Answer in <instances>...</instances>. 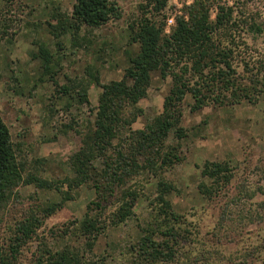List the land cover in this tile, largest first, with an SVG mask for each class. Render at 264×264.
I'll return each mask as SVG.
<instances>
[{
    "label": "trees",
    "instance_id": "1",
    "mask_svg": "<svg viewBox=\"0 0 264 264\" xmlns=\"http://www.w3.org/2000/svg\"><path fill=\"white\" fill-rule=\"evenodd\" d=\"M169 1L140 3L139 18L129 25L130 42L137 43L139 48L130 55L122 79L103 82L97 69L87 70L92 82L102 90L94 119L78 130L81 145L69 158L73 175L55 180L35 171L25 173L19 144L14 143L0 113V226L4 209L21 185L33 184L60 194L59 201L35 209L41 210L44 217L62 209L74 198L73 190L83 185L93 187L96 194L87 204L84 216L71 223V232L82 239L81 243L55 249L42 242L35 264H106L102 259L88 257L89 253L109 228L134 215L136 204L146 195L140 178L145 174L158 178L151 199L154 215L151 222L141 226V234L128 247L123 264H264V243L239 255L225 254L217 246L221 240L219 233L231 227V212L226 209L212 230L214 239L205 240L198 222L175 209L170 195L177 186L164 177L168 169L183 159L180 140L188 136V131L182 121V104L188 95L196 110L211 104L254 103L264 94V60L249 53L252 42L264 36V2L262 5L257 0H192L183 5L167 30L165 11ZM121 16L118 0H74L71 15H61L55 18L57 24L49 25L53 35L60 38L70 28L75 32L83 26L99 28ZM34 56L41 60L44 73L54 82L57 97H68L67 108L74 101L81 105L89 103L85 81L58 82L53 53L48 47L40 44ZM156 71L163 78H172L163 110L149 118L143 128L134 129L133 124L144 114L138 103L146 96ZM171 137L179 141L174 144L169 141ZM202 176L211 182H201L199 189L205 198L213 200L230 187L235 168L229 162L207 160ZM32 212L18 223L11 252L5 253L0 246V264H12L19 246L38 237L42 221ZM238 216L241 218L239 213ZM247 216L254 219L253 212L243 214Z\"/></svg>",
    "mask_w": 264,
    "mask_h": 264
},
{
    "label": "rangeland",
    "instance_id": "2",
    "mask_svg": "<svg viewBox=\"0 0 264 264\" xmlns=\"http://www.w3.org/2000/svg\"><path fill=\"white\" fill-rule=\"evenodd\" d=\"M191 1L170 0L165 11L167 24L169 18L174 19L183 5ZM118 2L122 10L120 18L99 28L83 26L77 32L70 28L56 38L49 22L57 24L55 18L69 17L74 0H0V113L14 143L19 144L25 173L35 171L55 180L73 175L69 158L81 145L78 130L94 119L102 90L92 82L87 70L97 69L103 82L122 79L130 55L139 48L137 43L130 42L129 25L139 18L142 0ZM170 27L167 25V30ZM40 44L53 53V69L59 83L73 79L88 84L89 103L81 105L74 101L67 108L68 97H57L54 82L44 73L41 60L34 56ZM251 47L249 53L264 60V36L252 42ZM171 86V77L163 78L159 71L153 73L152 84L138 103L144 114L133 124L134 129L143 128L149 118L162 112ZM193 105L194 100L188 95L182 104V121L188 131V136L180 140L183 159L164 173L177 186L170 199L178 212L198 222L205 240L214 239L212 230L221 219L222 211L231 212L228 220L231 227L219 233L221 240L217 246L225 254L252 251L264 243V94L254 103L211 104L196 110ZM169 141L175 144L179 140L171 137ZM207 160L229 162L235 168L230 187L213 200L205 198L199 189L201 182H211L202 176ZM140 178L146 195L139 199L134 215L100 236L88 257L102 259L106 264L126 261L128 247L139 238L141 226L151 222L154 215L151 199L156 193L158 178L153 174ZM73 194L74 198L62 209L44 217L41 210L35 209L59 201L60 194L33 184L17 188V194L4 209L0 226L2 250L11 252L12 245L16 244L18 223L32 211L42 225L38 237L19 246L12 264H35L42 242L55 249L81 243L82 239L72 234L71 223L84 216L87 204L96 194L89 185L73 190ZM246 212H253L254 219L243 217Z\"/></svg>",
    "mask_w": 264,
    "mask_h": 264
},
{
    "label": "built area",
    "instance_id": "3",
    "mask_svg": "<svg viewBox=\"0 0 264 264\" xmlns=\"http://www.w3.org/2000/svg\"><path fill=\"white\" fill-rule=\"evenodd\" d=\"M174 24V19L173 18H169L168 19V28L171 26V25H173ZM169 30V29H168Z\"/></svg>",
    "mask_w": 264,
    "mask_h": 264
}]
</instances>
